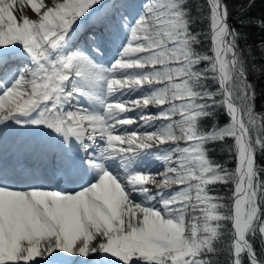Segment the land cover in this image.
Here are the masks:
<instances>
[{"label":"snow or ice","instance_id":"6c2138e0","mask_svg":"<svg viewBox=\"0 0 264 264\" xmlns=\"http://www.w3.org/2000/svg\"><path fill=\"white\" fill-rule=\"evenodd\" d=\"M30 4L0 0V264H264V0Z\"/></svg>","mask_w":264,"mask_h":264},{"label":"rangeland","instance_id":"374dc122","mask_svg":"<svg viewBox=\"0 0 264 264\" xmlns=\"http://www.w3.org/2000/svg\"><path fill=\"white\" fill-rule=\"evenodd\" d=\"M27 10L29 13L31 12V14H29L30 17L36 16V12L31 7L30 0H17V15L20 17L24 14L28 15V13H26Z\"/></svg>","mask_w":264,"mask_h":264},{"label":"trees","instance_id":"16d2710c","mask_svg":"<svg viewBox=\"0 0 264 264\" xmlns=\"http://www.w3.org/2000/svg\"><path fill=\"white\" fill-rule=\"evenodd\" d=\"M257 84H258V88L264 86V77L257 78ZM262 104H264V96L258 97L257 99L258 110ZM222 118L226 122L227 114L226 113L222 114Z\"/></svg>","mask_w":264,"mask_h":264},{"label":"bare ground","instance_id":"6f19581e","mask_svg":"<svg viewBox=\"0 0 264 264\" xmlns=\"http://www.w3.org/2000/svg\"><path fill=\"white\" fill-rule=\"evenodd\" d=\"M26 13H28V15H29V14H31V12L29 13V11H28V10L26 11Z\"/></svg>","mask_w":264,"mask_h":264}]
</instances>
